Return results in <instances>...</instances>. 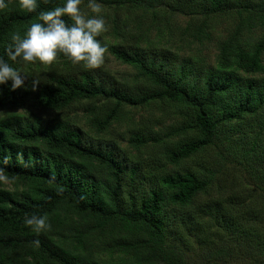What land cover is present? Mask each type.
Wrapping results in <instances>:
<instances>
[{
	"label": "trees",
	"instance_id": "trees-1",
	"mask_svg": "<svg viewBox=\"0 0 264 264\" xmlns=\"http://www.w3.org/2000/svg\"><path fill=\"white\" fill-rule=\"evenodd\" d=\"M60 3L38 0L29 14L9 0L0 12V55L13 32ZM99 3L115 17L156 18L159 11L170 23L182 17L177 29L192 43L223 26L216 66L179 61L168 49L136 42L108 46L135 70L131 80L62 56L47 67L15 65L25 67L29 86H0V173L8 178L0 182V264H264V198L233 188V180L232 191L222 189L228 165L264 186V34L247 37L264 31V0ZM33 78L40 81L36 91ZM78 105L96 139L69 118L45 121L32 113ZM131 109L147 115L135 123ZM127 123L129 159L115 143L101 141ZM144 152L151 153L145 160ZM184 162L191 166L167 172ZM32 214L47 216L51 228L26 227ZM194 244L199 262L191 255Z\"/></svg>",
	"mask_w": 264,
	"mask_h": 264
},
{
	"label": "clouds",
	"instance_id": "clouds-1",
	"mask_svg": "<svg viewBox=\"0 0 264 264\" xmlns=\"http://www.w3.org/2000/svg\"><path fill=\"white\" fill-rule=\"evenodd\" d=\"M83 0H62V3L37 13L36 21L20 32H13L0 55V86L10 91L28 89V77L15 65L50 66L59 57L72 65L89 70L103 65L108 45L98 39L108 30L99 0H87V11L81 8ZM18 7L26 13L36 12L38 0H17ZM9 0H0V12L6 10ZM67 18V19H65ZM40 85L31 80V90ZM8 178L0 173V182ZM23 223L40 233L51 228L47 216H25Z\"/></svg>",
	"mask_w": 264,
	"mask_h": 264
},
{
	"label": "rangeland",
	"instance_id": "rangeland-1",
	"mask_svg": "<svg viewBox=\"0 0 264 264\" xmlns=\"http://www.w3.org/2000/svg\"><path fill=\"white\" fill-rule=\"evenodd\" d=\"M103 15L108 26V30L103 33L98 39H101L103 43H106L108 46L112 44H126V43H134L136 42L140 47H148L150 49H154L156 51H160L163 49H168L171 52L177 54V59L180 61L182 59H187L195 63L196 65H202L205 67H213L216 66V56L218 54V45L223 40L224 36V28L223 26H217L209 33V40L203 41L202 43L196 42H188L183 41L181 39L180 31L178 26L185 22L184 18L176 17L172 23L166 21L162 16V12H157L158 16L156 18L151 17L149 14L143 15L141 12H126L119 14L118 17L113 16V12L102 8ZM182 27V26H180ZM179 27V28H180ZM264 31L261 29H255L250 34H247L248 38H258ZM262 63L264 65V54L262 55ZM25 70V67H20V69ZM97 69L106 71L109 75L116 79L122 80H131L136 72L129 66L123 65L119 61H117L107 50L105 55V61L102 66ZM132 110V121L137 123L140 116H146L147 112H142L139 109H131ZM32 112V111H31ZM34 114L41 116L45 121L52 120L56 117H66L71 120V122L79 123L80 132H84L89 135L91 139H96L97 136L93 131H88L87 126L84 122V118L82 117L81 105L74 107L73 110L53 113V112H37L34 111ZM129 124L121 126V128L116 131L110 130V134H103V138L101 141L106 144H116L120 148V154L125 156V158L129 159L132 157L131 154L134 155V151L130 150L127 147V136L128 133L125 131V128H128ZM151 154L148 152H144L143 160L147 158V155ZM143 162V161H142ZM191 163L184 162L179 167L167 166V172L181 171L189 166ZM226 178L222 183V189L224 192H230L232 190L229 189V185L231 180H233V188L237 187L239 189L247 190L253 197L257 196L260 198H264V186L255 184L251 178L247 175V173L239 168H235L233 166L228 165L226 171ZM6 187H9L7 183H5ZM232 188V189H233ZM216 194V193H215ZM213 196H215L212 193ZM212 196V197H213ZM259 204L262 202L258 201ZM255 203H253L254 205ZM238 214H243V209ZM244 224V223H243ZM246 230V226H242ZM215 227L213 228V230ZM221 238L225 237V233L221 231ZM218 236H213V239L217 240ZM226 238V237H225ZM195 249V259L196 261H201L199 257V252L197 251V247L194 244ZM104 262L109 261V258L103 254L98 255ZM224 264H236L233 261L226 260Z\"/></svg>",
	"mask_w": 264,
	"mask_h": 264
}]
</instances>
